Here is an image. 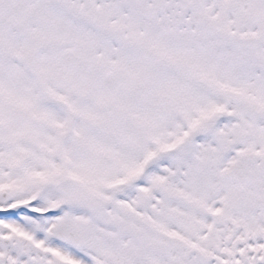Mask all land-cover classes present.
<instances>
[{
  "label": "snow or ice",
  "instance_id": "6c2138e0",
  "mask_svg": "<svg viewBox=\"0 0 264 264\" xmlns=\"http://www.w3.org/2000/svg\"><path fill=\"white\" fill-rule=\"evenodd\" d=\"M0 264H264V0H0Z\"/></svg>",
  "mask_w": 264,
  "mask_h": 264
}]
</instances>
